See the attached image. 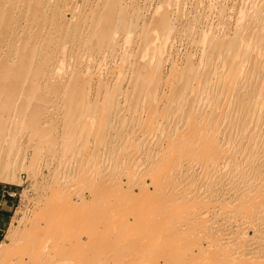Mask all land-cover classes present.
<instances>
[{
  "label": "bare ground",
  "instance_id": "6f19581e",
  "mask_svg": "<svg viewBox=\"0 0 264 264\" xmlns=\"http://www.w3.org/2000/svg\"><path fill=\"white\" fill-rule=\"evenodd\" d=\"M101 1L0 44V176L21 135L51 179L1 264H264V0Z\"/></svg>",
  "mask_w": 264,
  "mask_h": 264
},
{
  "label": "rangeland",
  "instance_id": "374dc122",
  "mask_svg": "<svg viewBox=\"0 0 264 264\" xmlns=\"http://www.w3.org/2000/svg\"><path fill=\"white\" fill-rule=\"evenodd\" d=\"M120 1L121 2L118 5L122 4V6L124 7L123 11L128 13L129 16L133 18V20L134 17L132 16V14H134L136 10L135 11L132 10L139 8L137 10L139 14L138 15L139 21L140 19L147 18V14L150 12V10L154 7L153 5L155 4L154 0H120ZM100 2L102 1L101 0H0V14L2 15V17H0V31H3L1 37L3 36L4 40L6 38V41L1 42L0 44L2 46L21 45L25 43L24 39L30 38L32 39V41L28 44L32 45L36 43L35 41L38 37V33L42 34L45 31H50L51 33L54 34L53 39L55 40V43L53 44V49H51L53 50L52 56L66 55L67 57H69L75 53L77 42H74L71 39V37L65 34V31L73 29L75 27H80L81 24L84 23L83 18L89 12L93 11L96 7H98L100 5ZM118 7L119 6H117V8ZM187 7L189 6L185 7V12H187L186 11L188 9ZM206 12L211 14L212 11L209 10ZM201 13H203V10L201 11ZM129 20L130 17L128 21ZM67 57L65 58L69 59ZM15 139L16 140L13 142V144L14 145L16 144L17 146L16 149L17 152L15 153L16 155L14 154L11 155V157H9V166L5 170L6 172L4 173L6 175L5 176L6 180L2 176H0V178H2L0 179V181L17 184L18 187L17 202L14 208L11 223L4 231L3 239L0 245L10 243L11 241L9 237L10 233L13 230H17L20 227L22 222L27 218L28 215L31 214V212L35 208L37 202L36 200H39L40 197H42L41 195L44 194V191L46 192L48 190L49 183L51 185L50 182L51 179L48 180L49 178L48 170L42 163V160L41 162H37L36 164L35 160L29 158L33 152L30 153L32 151L31 147L26 146L25 137L20 135L18 137V140L17 137ZM13 153L14 150L11 152V154ZM21 155L23 156L22 158L23 160L22 159L20 160ZM29 159L31 160L28 162ZM19 162L21 163L19 164ZM30 162H32L33 168L35 169L34 171L32 169V171L34 172L33 176L28 174L29 173L28 169H26V167L29 166ZM24 164H26L25 165L26 167H22L24 166ZM44 169L46 170V172ZM9 175L10 176L13 175V177L11 176V178H9ZM12 178H15V180ZM8 179L12 181H9ZM16 227L18 228L16 229ZM178 235H180V237L178 236L179 239L178 238L176 239L175 246L178 247L180 250L178 254L176 253L177 255L175 256H173V254L171 253L172 257L171 256L169 257L170 260L173 258L171 264H176V263L192 264L194 262L193 257L194 259L204 258L191 254L192 252L191 248L194 244V240L191 238L192 237L191 234H188V232L183 231L180 232V234ZM193 250H197V249L193 248ZM148 259H151V257L149 256Z\"/></svg>",
  "mask_w": 264,
  "mask_h": 264
},
{
  "label": "crops",
  "instance_id": "0c3cea01",
  "mask_svg": "<svg viewBox=\"0 0 264 264\" xmlns=\"http://www.w3.org/2000/svg\"><path fill=\"white\" fill-rule=\"evenodd\" d=\"M17 184L0 181V243L4 231L11 223L17 202Z\"/></svg>",
  "mask_w": 264,
  "mask_h": 264
}]
</instances>
